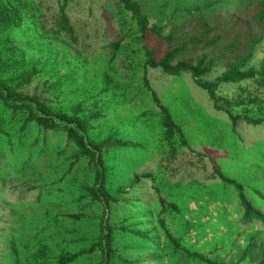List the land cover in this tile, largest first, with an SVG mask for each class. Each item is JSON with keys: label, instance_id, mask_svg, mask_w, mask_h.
<instances>
[{"label": "rangeland", "instance_id": "374dc122", "mask_svg": "<svg viewBox=\"0 0 264 264\" xmlns=\"http://www.w3.org/2000/svg\"><path fill=\"white\" fill-rule=\"evenodd\" d=\"M130 1L148 21L144 41L120 0H0V9L37 12V40L23 14L21 29L5 32L45 68L24 90L89 118L110 197L93 199L94 165L66 133L8 119L0 264H58L69 254L73 264H101L105 224L111 264H264V85L258 76L222 83L213 97L189 72L146 65V50L158 62L177 50L172 64L211 68L207 82L243 60L241 70L259 73L264 25L253 15L264 0ZM242 193L258 216L247 215Z\"/></svg>", "mask_w": 264, "mask_h": 264}, {"label": "trees", "instance_id": "16d2710c", "mask_svg": "<svg viewBox=\"0 0 264 264\" xmlns=\"http://www.w3.org/2000/svg\"><path fill=\"white\" fill-rule=\"evenodd\" d=\"M121 6L124 9H131L135 11L134 17L136 25L141 31V40L144 41L145 33L147 31L148 21L144 16H141L138 10L135 8V4L130 0H120ZM26 18V22L29 23V27L33 30V38L37 40L39 35L45 33V27L38 19L37 12L31 13V11L22 12ZM18 10H15L10 4H3L0 9V135L9 136V131L5 126V122L9 119L21 128H26L30 124H35L41 129L46 131H53L55 133H66L69 141L81 151V160H88L93 163V169L96 171L97 181L95 188L90 190V194L93 199L105 203L110 197L105 193L103 187V170L101 164V158L98 156L100 150L98 145L92 141L89 131V118H84L79 113H70L55 109L47 101L42 100L40 97L30 95L25 92L26 85L33 81L35 78L41 77V74H46L45 68L38 71L36 65L32 62V58L29 61L25 51H21L20 47L14 44L10 34H5L6 31L12 32L14 29H21L24 24L23 16ZM254 20L260 25H264V1L260 4L258 12L253 15ZM64 23H67L64 22ZM66 30H69L68 26H65ZM234 41H237L233 39ZM231 42V45H235ZM235 47V46H234ZM146 48V47H145ZM177 53V50L170 51L165 58L160 62L156 61L151 53L146 50V65L151 67H159L165 73L179 74L182 72L191 73L199 86L207 90L211 96L214 97V90L222 83H237L244 80L253 79L258 76L259 81L264 85V69L259 73L253 71L245 72L241 70L242 62L233 63L227 71L223 72L214 83L204 81L202 76L209 73L211 68L203 67L202 64L198 66H192L185 63L173 65L172 62ZM47 65V64H46ZM62 64L48 67L47 74L51 75L55 73L56 69H59ZM58 75V74H57ZM65 84H70V79ZM56 86V84H55ZM57 90V86L56 89ZM56 93V92H52ZM158 101V98L155 96ZM166 112L165 108H163ZM172 122H168V126H171ZM220 178H223L226 182L232 183L225 176H222L219 172ZM237 187L242 190V186ZM241 199L246 207L247 215L258 216V213L254 210L250 202H248L245 195L241 194ZM162 224L164 222L162 221ZM166 235L170 242L179 247L177 240L174 236L166 230ZM111 232L108 226L105 224L103 228V237L101 242L102 249V263L111 264L112 255L114 253L111 248ZM76 255H63L58 259V264H73L76 262ZM210 264H216L210 262Z\"/></svg>", "mask_w": 264, "mask_h": 264}]
</instances>
